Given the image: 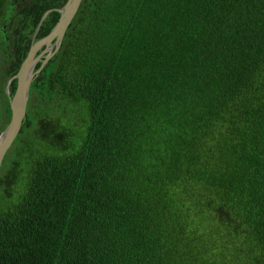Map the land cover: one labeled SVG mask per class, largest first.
<instances>
[{"label":"trees","instance_id":"obj_1","mask_svg":"<svg viewBox=\"0 0 264 264\" xmlns=\"http://www.w3.org/2000/svg\"><path fill=\"white\" fill-rule=\"evenodd\" d=\"M68 1L0 0V136ZM0 170V264H264V0H83Z\"/></svg>","mask_w":264,"mask_h":264},{"label":"water","instance_id":"obj_2","mask_svg":"<svg viewBox=\"0 0 264 264\" xmlns=\"http://www.w3.org/2000/svg\"><path fill=\"white\" fill-rule=\"evenodd\" d=\"M82 3L83 0H69L67 2L66 6L60 11L61 17L57 26L48 37L35 42L26 60L22 64L17 77L13 79L17 80V90L11 102V122L0 137V166H2L5 157L23 129L24 121L28 112L31 88L36 75L41 73L54 54L59 51L66 33L78 14ZM51 45L54 46L56 50L54 54L49 56L48 52ZM43 48H45L44 51ZM42 61H44V63L41 70L35 71L36 66Z\"/></svg>","mask_w":264,"mask_h":264},{"label":"rangeland","instance_id":"obj_3","mask_svg":"<svg viewBox=\"0 0 264 264\" xmlns=\"http://www.w3.org/2000/svg\"><path fill=\"white\" fill-rule=\"evenodd\" d=\"M10 84L11 82H9L8 86H7V90L6 92L9 91L10 89ZM8 95H6L5 93L2 92V88H1V84H0V110L4 107V105L8 102ZM1 171V170H0Z\"/></svg>","mask_w":264,"mask_h":264},{"label":"clouds","instance_id":"obj_4","mask_svg":"<svg viewBox=\"0 0 264 264\" xmlns=\"http://www.w3.org/2000/svg\"><path fill=\"white\" fill-rule=\"evenodd\" d=\"M60 13H61V12H60ZM51 33H52V32H51ZM42 40H43V39H42ZM39 41H40V40H39ZM62 43H63V42H62ZM60 48H61V47H60ZM54 49H56V48H55L54 46L51 45V47L49 48V52H48V55H49V56L53 54ZM44 50H45V48H43V51H44ZM45 58H46V57H45ZM40 63H41V62H40ZM35 70H36V69H35ZM41 72H42V71H41ZM15 80H16V79H15ZM11 81H12V80H10V82H11ZM13 81H14V80H13ZM13 81H12V82H13ZM8 93H9V91H8ZM30 95H31V94H30ZM11 102H12V99H11ZM10 122H11V121H10ZM9 124H10V123H9ZM9 124H8V126H9ZM8 126H7V128H8ZM4 132H5V131H4ZM4 132H3V133H4ZM3 133H2V134H3ZM1 136H2V135H1ZM1 136H0V137H1ZM18 137H19V136H18ZM16 140H17V139H16ZM15 142H16V141H15ZM12 147H13V146H12ZM9 151H10V150H9Z\"/></svg>","mask_w":264,"mask_h":264},{"label":"bare ground","instance_id":"obj_5","mask_svg":"<svg viewBox=\"0 0 264 264\" xmlns=\"http://www.w3.org/2000/svg\"><path fill=\"white\" fill-rule=\"evenodd\" d=\"M0 143H1V140H0Z\"/></svg>","mask_w":264,"mask_h":264}]
</instances>
